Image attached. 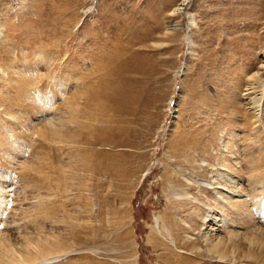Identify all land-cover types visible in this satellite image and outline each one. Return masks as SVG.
I'll use <instances>...</instances> for the list:
<instances>
[{
    "label": "rangeland",
    "instance_id": "obj_1",
    "mask_svg": "<svg viewBox=\"0 0 264 264\" xmlns=\"http://www.w3.org/2000/svg\"><path fill=\"white\" fill-rule=\"evenodd\" d=\"M182 1L0 0V264H264V0Z\"/></svg>",
    "mask_w": 264,
    "mask_h": 264
},
{
    "label": "bare ground",
    "instance_id": "obj_2",
    "mask_svg": "<svg viewBox=\"0 0 264 264\" xmlns=\"http://www.w3.org/2000/svg\"><path fill=\"white\" fill-rule=\"evenodd\" d=\"M185 3H186V0H183L180 5L183 6L185 5ZM101 50H104V48L101 47ZM126 52H127V55H125L124 59H123V56H124L123 54L121 56H118V59L120 58L118 61L112 60V57L110 54L108 55V59L106 58V62L100 63V66H102L105 72H104V75L99 78L98 87L101 92L99 95L103 97L106 100V102L109 101L111 103V106L109 107L111 108L110 110L107 109L108 108L107 104L98 105V110L103 114L107 113L106 111L107 109L108 112L110 111L114 114L119 113V114L129 115L136 111L142 112L144 109L146 110L149 106H151V103H152L151 101L146 102L142 99L143 92L141 90V87L137 86L133 82V80L130 79L129 77V74L131 72L133 73L134 71L135 72L139 71V69L143 67V64H141V61L137 60L136 58L128 59V57H132L133 55H135L136 52H132L131 50H128V49ZM104 107L105 108L107 107V108L105 109ZM124 130H125L124 128H120V127H117L115 129L114 127L109 125V123H107V124L99 126L94 131L92 130L93 132H91L89 135L87 134L88 136L86 135L87 136L86 138L88 140H93L95 142H100V140L106 142L107 140L110 139V137L114 133L123 132ZM107 135L109 137H107ZM83 164H84L83 167L91 172H94V171L99 172L100 168L103 171L105 170L107 172L109 171L113 172L112 167L110 165L105 166V165L98 163L99 166L95 167V166H92V164L88 161H83ZM101 166H103L104 168H102ZM97 168L99 170L96 171L95 169ZM212 221L215 222L214 219H212ZM52 260L54 261L55 258H53Z\"/></svg>",
    "mask_w": 264,
    "mask_h": 264
}]
</instances>
